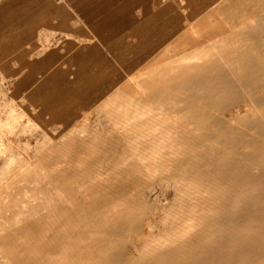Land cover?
Listing matches in <instances>:
<instances>
[{
	"label": "bare ground",
	"instance_id": "bare-ground-1",
	"mask_svg": "<svg viewBox=\"0 0 264 264\" xmlns=\"http://www.w3.org/2000/svg\"><path fill=\"white\" fill-rule=\"evenodd\" d=\"M200 3L183 52L100 95L111 135L69 123L4 158L0 264H264V0Z\"/></svg>",
	"mask_w": 264,
	"mask_h": 264
},
{
	"label": "crops",
	"instance_id": "crops-1",
	"mask_svg": "<svg viewBox=\"0 0 264 264\" xmlns=\"http://www.w3.org/2000/svg\"><path fill=\"white\" fill-rule=\"evenodd\" d=\"M177 8L173 0H0V75L12 96L62 126L172 40L179 22L154 16Z\"/></svg>",
	"mask_w": 264,
	"mask_h": 264
},
{
	"label": "rangeland",
	"instance_id": "rangeland-1",
	"mask_svg": "<svg viewBox=\"0 0 264 264\" xmlns=\"http://www.w3.org/2000/svg\"><path fill=\"white\" fill-rule=\"evenodd\" d=\"M56 1H60V0H56ZM200 1H201V3H200L201 6H200V9H199V11L197 13V16L200 15L203 12V10L206 8V6L203 5V1H205V0H203V1L200 0ZM185 3H187V4H185ZM173 5L176 6V7H178L177 8V11L173 10V13L172 12L169 13L167 11L168 10V8H167V10H166L167 13H165L164 12L165 10H163L160 13L155 14V16H154V19L157 22H161V18H162V20H163L164 23L165 22H168L169 20H173L174 23L179 22V23H177V25L174 24V27H173V30H172V35H173L172 40L168 44H166V45H161V44L157 45L156 48H155L156 50L154 51L155 54L150 55L149 58H147L144 61H141L139 65H137L131 71H128V73H126V75L127 74H132V73H133L132 75H134L136 71L137 72L143 71V70H140V68L142 69V64H145V65L146 64H149V65H146V66L149 69H151L153 67H156L157 65H160V64L162 65V63L166 59H168L169 56H171V58L168 59V60L171 61L172 60V56L175 55L176 52H178L181 49V51L178 52V53H180V52H183L184 49H185V47H184V46H186L185 44L180 45L178 43L179 39L181 40V38H182L181 36H183L184 39L185 38L187 39L188 37L191 36L190 38H188V39H191V40L193 38H196L197 37V33H196L197 32V29H196V24H195L196 22H195V16H194L195 13H194L193 9L191 8V6L189 4V0H188V2L185 1V0L184 1L183 0H173ZM177 17H178V19H177ZM181 20H184V22H183V24L180 25V21ZM148 23H150V21H147L146 20L145 25H148ZM160 25H162V24H160ZM149 32H151V31H148V30L146 31V29H141V31H140V37H141V39H144L145 36ZM180 32H182L181 33L182 35L180 34ZM192 32L194 33L193 35H191ZM147 46L148 45H142L141 46V52H143L142 50H144V52L145 51L147 52L149 50V48L146 49ZM179 46H180V48H178ZM175 50H176V52H175ZM172 53H173V55H172ZM168 60H166V61L169 62ZM145 61H146V63H145ZM166 61L163 64H168ZM153 62L155 64V65L153 64L154 66L151 65V63H153ZM136 68L137 69L139 68V69L137 70ZM139 74H140V76H147L148 75V74H144L143 72H141ZM8 85H9V83L6 81V79H4V77L0 75V110H1L0 111V120L2 121V122L0 121L1 122V126H0V168L4 165L3 164L5 162L4 158H6V160H8V158H9V160L11 162H13V161L16 162L17 161L16 158L17 159H21V157L23 158V156H24V158L25 157H26V159L28 158L27 159L28 161L30 160L29 162H33V159L35 158V156L37 154L41 155L42 152L48 153L49 150H51V152L53 151V153H54V151L58 148L57 145L56 146H53V145L57 144V142L55 141V138H56V136H58L61 133L63 127L68 126L69 123L72 124L71 126L73 128H75L74 126H76V129H78L79 126H82V127L84 126L86 128L89 127L90 130H97L95 132H98L100 135L102 134V135L105 136L106 132H107L108 136H109V134L111 135V132H109V125L107 124V123H109L107 116L104 115V112H102V109L101 108H100L101 109L100 110L99 107H95L96 104H101L102 105L103 102L101 103V101H103L105 99V97H106L104 95L105 97L102 99V96H103L102 94H104V93H101L102 96L100 97V100H98L96 103H94V105H92L90 107V109H88V110L86 109V112L84 111L85 114L88 112L86 114L87 116L85 115V117H86L85 118L86 119L85 122H86L87 125L86 124L84 125V123L82 122V120L84 119L83 117H82L83 118L82 120L80 119V117L79 118L77 117L75 122H77L80 119V121L82 123L79 121V123L73 124L74 121H71V122L66 121V123L63 124L62 126H56V125H52L51 123H49L50 121H47V120L42 119L40 117L42 115V111H40V109H38V111H37V109H36L35 106L33 107L31 104H27L24 101L19 100L18 98H15L14 96H12L9 93ZM139 89L141 90L143 88L142 87L140 88V86H139ZM148 93L150 94V92L147 89H143V94L144 95L142 94L143 95L142 96V100H145L146 101V99H147L146 102L143 101L146 104H149L150 101H151V96H149ZM145 94H148V95L145 96ZM147 96H149V97L147 98ZM143 97H144V99H143ZM34 103L35 104L39 103V105H40V98L38 96L36 97ZM2 105H3V107H2ZM10 106H11V108H10ZM12 106L14 107V109L12 108ZM4 107H7L10 110H13L12 113L15 112V113H13V114H15V116H14L15 118H13L14 121H15L16 117H18L20 115V114L18 115V113H21L22 114V115H20L17 118L18 119L17 124L13 120H11V118L8 117L9 120H11V123L14 122V128L11 127L12 125L11 126L9 125L10 126L9 127L7 124H4V122L5 123L8 122V124H9V121H7L8 120L7 119V116H6L7 114L4 113L5 111H8V109H5ZM42 108H43V111L46 109L44 107V104L42 105ZM140 108L141 107H139V109ZM2 110H4V111H2ZM5 118H6V120H5ZM17 119H16V121H17ZM4 125H5V127H4ZM48 127H49V129H48ZM22 129H24V130H22ZM50 129H52V130H50ZM76 129H74V130H76ZM9 130H11L12 132L9 131ZM44 130L49 135L48 134H46V135L43 134V133H45ZM78 130H80V129H78ZM1 131H3L2 134H1ZM52 132H53L54 135L52 134ZM43 135H45V136L48 135V137L46 138ZM51 136L54 137V138H52ZM49 137L51 139L48 142V145H50V143L53 142V145L51 144L52 147H51V145L50 146H47V142L44 143L45 141L49 140L48 139ZM52 139H54V140L52 141ZM42 141H44V142H42ZM5 143H6V146H5ZM42 144L44 146H42ZM5 147H6V149L8 151H10V153H8V151L5 149ZM49 147H51V148L54 147L55 149H51V148L49 149ZM3 148H4V150H3ZM41 148H42V151H40ZM58 150H56V151H58ZM4 153H6L9 156L5 155ZM96 153H98V151ZM10 155L12 156V158H10L11 157ZM63 158H65V157H63ZM153 180L154 181H152V182H156V183L153 184L151 182V184L153 186L152 187L153 188L152 191L150 192L149 190L148 191L146 190L149 194H147V192L145 193L147 195L149 201L152 202V203H157L158 200L159 201L161 200L160 203L163 202V201L165 202V203H162V204H166V201H167V204L166 205H169L172 202V192H170L171 189L170 188H167L166 186L161 187L160 185L157 184V181H155V179H153ZM69 193H70L69 191H66V194H69ZM75 197H76V199H79L80 198V196H78V195L75 196ZM163 199H165V200H163Z\"/></svg>",
	"mask_w": 264,
	"mask_h": 264
}]
</instances>
